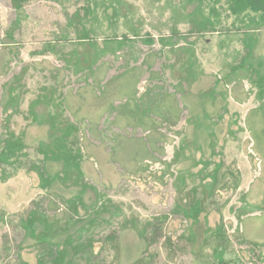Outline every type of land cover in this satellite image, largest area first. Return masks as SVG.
<instances>
[{
  "label": "rangeland",
  "instance_id": "1",
  "mask_svg": "<svg viewBox=\"0 0 264 264\" xmlns=\"http://www.w3.org/2000/svg\"><path fill=\"white\" fill-rule=\"evenodd\" d=\"M196 11L201 17H192ZM202 18L212 26L194 32ZM147 35L153 44L144 43ZM115 40L126 45L89 71L88 58ZM263 60L264 25L247 31L226 0H0V135L22 136L28 162L40 165L48 122L76 128L83 179L110 201L115 218L94 230L93 252L104 264L142 257L209 264L220 225L226 261L264 264V93L255 83ZM8 86L18 97L15 113L5 109ZM158 99L147 129L129 115ZM57 170L48 165L50 174ZM213 170L218 185L191 224L174 213L175 202L211 184ZM75 189L55 183L45 192L23 166L0 181V264H36L20 218L33 203L60 217L58 198ZM84 198L91 202L93 193ZM157 218L161 231L148 247L130 225L121 227ZM115 232L117 250L102 242Z\"/></svg>",
  "mask_w": 264,
  "mask_h": 264
},
{
  "label": "trees",
  "instance_id": "2",
  "mask_svg": "<svg viewBox=\"0 0 264 264\" xmlns=\"http://www.w3.org/2000/svg\"><path fill=\"white\" fill-rule=\"evenodd\" d=\"M226 1L227 10L235 17L237 22L245 24L247 31L254 33L264 25V0ZM200 15L196 11L192 17ZM200 22L201 29H195L194 32H200L202 29L212 26V22L208 19L202 18ZM115 41L108 42V44H111L109 50H106V48L105 51L96 50L93 57L88 58L87 69L89 71L93 72L95 62L99 60V57L103 53L109 51L115 54L126 45V42ZM144 43L148 45L153 44L152 37L147 35ZM66 61L68 65L76 69L81 68L77 60L73 61L69 59ZM86 61L83 60L82 63ZM187 70L188 74L186 76L192 81L194 78L191 77L193 73L190 70V66L187 67ZM258 75V80L255 83L261 93H264V75H260V73ZM13 91V86L7 87L5 109L9 107L15 113L18 97ZM159 100L161 99H158L154 103L152 102V108L147 105V108L139 113L132 109V113H129V115H131L133 120H137L140 126L147 129L145 125L151 120L150 116L153 114L156 117L160 110ZM156 102L157 104H155ZM129 103L128 101L127 105L124 104L122 110L128 107ZM48 125L50 136L48 143L39 149V153L42 155L40 165L28 162L25 152L26 146L22 136H16L10 131L0 135V181L4 182L13 175V171L23 166L38 175L40 187L45 192L51 190L55 183L77 187V190L75 189L76 192L71 197L64 196L58 198L65 205V210L61 212L60 217L48 215L40 203H33L32 208L29 209L26 215L20 218L21 228L28 238L34 240L32 246L37 252L36 264H104V260H102L100 255L93 252V244L96 241L94 230L103 227V225H109L115 219L112 211H109L110 201L105 200L103 194L97 192L83 179L84 175L81 169L82 155L79 149L75 147L77 141L75 136L77 132L76 128L70 123L50 121ZM48 165H56L58 170L54 174H50L48 172ZM208 176L212 180L211 184L207 187L191 188L186 196L180 197L175 202L174 213L194 225L198 223L200 215L206 209V201L211 197L218 185V170H213ZM87 190L93 193V200L89 203L84 198ZM162 221H164L162 218H157L137 226L136 222L131 220L128 223L123 222L121 227L125 229L124 227L127 224L130 225L138 238L144 242L145 247H148L150 243L158 239L161 231L158 225ZM224 235L225 232L222 225L213 230L216 244L212 248V262L209 264H233L231 261H226L225 259L227 242ZM181 237L191 239L193 238V234H189L187 237L181 235ZM102 242H107L117 250L119 244L118 234L116 232L108 234L102 239ZM164 243L169 244L170 240L166 239ZM22 264L26 263L22 262ZM134 264H148V258H138Z\"/></svg>",
  "mask_w": 264,
  "mask_h": 264
}]
</instances>
